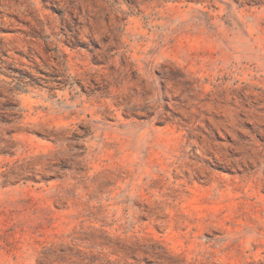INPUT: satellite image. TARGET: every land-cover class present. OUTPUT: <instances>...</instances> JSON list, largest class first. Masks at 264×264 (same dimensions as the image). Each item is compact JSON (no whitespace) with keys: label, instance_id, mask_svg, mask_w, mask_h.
Masks as SVG:
<instances>
[{"label":"rangeland","instance_id":"obj_1","mask_svg":"<svg viewBox=\"0 0 264 264\" xmlns=\"http://www.w3.org/2000/svg\"><path fill=\"white\" fill-rule=\"evenodd\" d=\"M0 264H264V0H0Z\"/></svg>","mask_w":264,"mask_h":264}]
</instances>
